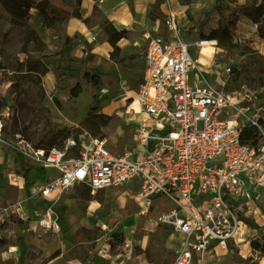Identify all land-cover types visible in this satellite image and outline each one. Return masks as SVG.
<instances>
[{
    "label": "rangeland",
    "instance_id": "obj_1",
    "mask_svg": "<svg viewBox=\"0 0 264 264\" xmlns=\"http://www.w3.org/2000/svg\"><path fill=\"white\" fill-rule=\"evenodd\" d=\"M33 1L46 3L47 10L33 7L15 15L14 6L0 0V119L6 138L16 141L21 135L47 150L60 148L69 138H100L117 154L132 151L130 105L142 79L146 46L115 50L109 44L115 29L101 1L84 18L93 28L88 36L69 34L65 16L56 8L65 0ZM213 40L219 51L204 56L208 65L198 81L250 93L251 109L264 118V56L233 33ZM192 53L203 58L197 45ZM222 67L231 71L221 75ZM78 84L81 92L72 96ZM248 143L258 147L259 134ZM14 175L21 178L15 181ZM58 175L57 168L0 145V264H45L55 253L74 264H173L181 237L157 213L162 204L170 207L168 199L156 197L157 211L151 207L141 214L133 184L101 190L75 184L49 197L47 184ZM94 200L100 206L90 211ZM252 208L251 214L240 213L247 224L245 239L200 255L194 264H264L251 244L264 242V215ZM49 211L56 227L46 229L41 222Z\"/></svg>",
    "mask_w": 264,
    "mask_h": 264
},
{
    "label": "built area",
    "instance_id": "obj_2",
    "mask_svg": "<svg viewBox=\"0 0 264 264\" xmlns=\"http://www.w3.org/2000/svg\"><path fill=\"white\" fill-rule=\"evenodd\" d=\"M166 26L168 34L147 37L142 79L132 95L138 109L129 117L132 151L117 154L100 138H69L61 148H35L21 135L16 141L6 138L1 119L0 145L57 168L59 175L46 190L133 184L141 214L156 210V197L168 199L170 207L162 204L156 211L158 220L181 237L173 264H194L200 255L245 239L247 224L240 213L251 214L254 207L264 215V127L256 108L251 109L250 93L198 81L203 64L181 36L175 14L169 13ZM230 71L222 67L221 75ZM247 126L258 129V147L244 140ZM41 224L56 227L50 211Z\"/></svg>",
    "mask_w": 264,
    "mask_h": 264
},
{
    "label": "crops",
    "instance_id": "obj_3",
    "mask_svg": "<svg viewBox=\"0 0 264 264\" xmlns=\"http://www.w3.org/2000/svg\"><path fill=\"white\" fill-rule=\"evenodd\" d=\"M99 1L106 7L105 15L109 25L115 31H127V34L117 42L120 49L145 46L147 48L148 35L168 34L166 20L169 13L176 15L181 36L193 46L198 40L203 39V35H208L216 29L222 17L229 16L233 10L249 0H65L59 3L62 5L58 8L70 6L79 10V15L71 13L64 17L69 34L80 32L82 36L89 35L93 28L84 22V18ZM57 10L59 12V9ZM233 36L239 40H247L255 51L264 56V36L258 33V24L242 13L238 16ZM109 44L112 45L110 42ZM73 47L74 50L78 48L75 43ZM196 56L200 61L199 55ZM45 264L74 263L73 260H65L59 254L56 257L51 256Z\"/></svg>",
    "mask_w": 264,
    "mask_h": 264
},
{
    "label": "trees",
    "instance_id": "obj_4",
    "mask_svg": "<svg viewBox=\"0 0 264 264\" xmlns=\"http://www.w3.org/2000/svg\"><path fill=\"white\" fill-rule=\"evenodd\" d=\"M4 2H9L14 6V11L13 13L15 15L18 14L20 10L23 12L28 13V11L35 7L38 8L41 12H45L47 10L48 5L46 3H38L35 4L33 0H1V3ZM56 8L59 9V13L65 17H68L71 13L73 15H79V10L72 8L70 6H64L63 8H58V6L62 5L57 3ZM242 13L244 16L252 20L254 23L258 24V33L261 36H264V0H261L260 2L258 0H249L248 2L240 5L239 8L235 9L232 11V13L229 16H224L221 18L219 26L212 30L211 33L208 35H203V39H221L231 37L233 30L235 29L236 22L238 19L239 14ZM55 14V13H51ZM127 34V31L122 30V31H115L109 38V42L115 47V50H118L119 47L117 46V42L124 37ZM261 86L264 89V69L261 72ZM81 92V86L78 84L77 86L73 87L71 89V95L72 96H78L79 93ZM263 99H264V94H263ZM261 125L264 127V118L260 119ZM257 134H259L258 129L255 126H247L245 131H244V140L246 142L250 141V139H254L257 137ZM63 146V145H62ZM61 146V147H62ZM60 147V148H61ZM30 168L27 169L26 171V177H29L30 173ZM252 247L259 251L262 256L264 257V242H261L260 240H255L252 241ZM58 253L53 254V257L58 256Z\"/></svg>",
    "mask_w": 264,
    "mask_h": 264
},
{
    "label": "bare ground",
    "instance_id": "obj_5",
    "mask_svg": "<svg viewBox=\"0 0 264 264\" xmlns=\"http://www.w3.org/2000/svg\"><path fill=\"white\" fill-rule=\"evenodd\" d=\"M215 44H216V41L215 40H203V43H201L200 45H199V53H202L203 54V58H200V63L201 64H203V65H208V63H207V61L205 60V57L204 56H210V54H212V53H215V52H217V48H216V46H215ZM219 51V50H218ZM138 103V101H137V99L135 98L134 99V101L131 103V105H130V109L131 110H135V109H138L136 106H135V104H137ZM130 110V111H131ZM127 119V118H126ZM58 192V189H56V188H53V189H48V190H46V192H45V194L47 195V196H49V197H54L55 196V194ZM100 205H99V202H97V201H92L91 202V204H90V206H89V210L90 211H95V210H97L98 209V207H99ZM244 230H246L245 228H244ZM243 230V231H244ZM244 235V234H243Z\"/></svg>",
    "mask_w": 264,
    "mask_h": 264
}]
</instances>
